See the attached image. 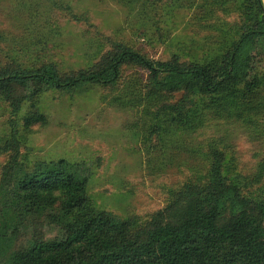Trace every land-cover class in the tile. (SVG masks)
Returning <instances> with one entry per match:
<instances>
[{"label": "trees", "instance_id": "trees-1", "mask_svg": "<svg viewBox=\"0 0 264 264\" xmlns=\"http://www.w3.org/2000/svg\"><path fill=\"white\" fill-rule=\"evenodd\" d=\"M41 1L21 0L16 11L29 10L28 4L38 10ZM43 1L48 11L64 7L62 0ZM217 3H235L244 20L222 29L228 44L209 60L185 62L178 54L154 60L112 43L90 68L69 73L54 63L27 68L10 61L0 66V99L18 113L50 91L113 90L124 69L135 68L145 78L139 104L155 107L153 134L193 133L207 115H220L224 108L240 117L248 114L250 121L252 112L264 111V95L256 101L264 64V3ZM173 96L179 98L167 99ZM44 121L41 114L25 123ZM10 125L9 140L1 147L9 158L0 177V264H264V186H253L242 174L227 175L223 151H209L206 185L188 183L173 191L166 206L143 223L136 216L119 219L90 203L94 169L87 162L59 159L26 166L19 131Z\"/></svg>", "mask_w": 264, "mask_h": 264}, {"label": "rangeland", "instance_id": "rangeland-1", "mask_svg": "<svg viewBox=\"0 0 264 264\" xmlns=\"http://www.w3.org/2000/svg\"><path fill=\"white\" fill-rule=\"evenodd\" d=\"M20 1L1 2L0 66L16 60L27 68L54 63L61 73L90 68L112 43L154 60L178 54L185 62L206 61L228 44L222 29L244 20L235 3L222 6L217 0H175V6L174 0H62L71 9L52 11L42 0L38 10L28 4L29 10L17 12ZM260 73L257 102L264 95V64ZM144 79L138 69L125 68L113 90L50 91L18 113L0 99V177L9 158L1 147L13 123L26 166L59 159L87 162L94 169L90 203L119 219L136 216L145 223L173 191L188 183L206 185L212 149L224 152L227 175L242 174L253 186H264V111L252 112L247 121L248 114L240 117L224 108L220 115H207L193 133L153 134L155 107L139 104ZM41 114L44 122L27 127L26 119Z\"/></svg>", "mask_w": 264, "mask_h": 264}, {"label": "crops", "instance_id": "crops-1", "mask_svg": "<svg viewBox=\"0 0 264 264\" xmlns=\"http://www.w3.org/2000/svg\"><path fill=\"white\" fill-rule=\"evenodd\" d=\"M263 3H264V0H263Z\"/></svg>", "mask_w": 264, "mask_h": 264}]
</instances>
